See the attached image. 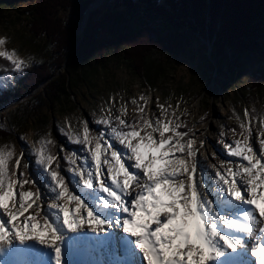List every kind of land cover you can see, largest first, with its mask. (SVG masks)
<instances>
[{"label":"snow or ice","instance_id":"snow-or-ice-1","mask_svg":"<svg viewBox=\"0 0 264 264\" xmlns=\"http://www.w3.org/2000/svg\"><path fill=\"white\" fill-rule=\"evenodd\" d=\"M0 57L17 74L26 67L15 51L0 50ZM115 103L100 108L96 134L84 120L82 135H68L79 151L61 157L44 137L22 170L25 152L0 147V257L35 241L54 253V264H68L66 256L79 251L142 257L144 264H264V130L254 140L240 123L239 138L233 128L230 142L217 141L211 156L218 162L209 165L200 155L206 141L171 104L156 98L157 114L143 94L131 101L132 113L114 111Z\"/></svg>","mask_w":264,"mask_h":264},{"label":"rangeland","instance_id":"rangeland-1","mask_svg":"<svg viewBox=\"0 0 264 264\" xmlns=\"http://www.w3.org/2000/svg\"><path fill=\"white\" fill-rule=\"evenodd\" d=\"M27 2L28 0H0V10L3 14V18H0V38L5 39V44L0 46V50L15 51L17 57L25 60L26 65L32 61L40 62L45 56L42 40H37L34 47L28 40L23 12L28 6ZM104 2L105 0L90 11L101 8L100 12H104ZM141 21L155 26L162 23L158 18L154 21L146 18L142 5H139L133 13L132 26L140 24ZM259 23L264 28V12ZM256 42L253 51L239 58L229 57L217 61L207 37L192 29H185L181 49H150L147 52L144 59L152 71L151 79L140 72L136 59L134 61L133 58H128L125 61L116 54H109L105 61L95 62L93 54H90L85 59H78L76 66L67 71L65 94L52 104L41 95L36 100L38 108L35 115L29 118L22 130L0 139V147L13 148L16 153L25 152L22 170L23 164L32 158L29 156L31 146H38L44 137L54 140V151L61 157L64 152L73 149L79 151L82 146L70 143L68 135L76 131L82 135L84 120H88L91 132L96 134L99 128L93 121L99 117L102 106L107 108L108 102L114 98V111L126 106L132 113L136 106L131 101L139 100L142 94L150 98V112L156 107V98H159L160 103L166 106L171 104L176 115L194 129L192 108L200 103V114L203 118L200 126L206 125L208 128V140L200 148L202 158L205 155L209 157L211 143H215L213 151H216L217 141L223 139L230 142L234 137L231 129H236L235 135L239 138V125L242 122L252 128L253 139L256 140L260 137L261 130H264V83L255 87L264 75V31L256 37ZM257 69L262 70L258 75L255 73ZM14 83L10 74H0V97L7 96L5 102H0V107L12 102L8 111H0V118L8 117L16 104L34 94L32 92L18 97L9 96L8 92ZM61 129L64 135L61 134ZM220 133L227 134V139L221 137ZM255 146L258 147V141ZM219 147L222 148L223 145ZM219 155L221 153L217 152L218 157ZM225 158L231 159L228 156ZM217 162L213 158H208L207 161L209 165ZM61 163L65 162L61 160Z\"/></svg>","mask_w":264,"mask_h":264},{"label":"trees","instance_id":"trees-1","mask_svg":"<svg viewBox=\"0 0 264 264\" xmlns=\"http://www.w3.org/2000/svg\"><path fill=\"white\" fill-rule=\"evenodd\" d=\"M91 1L28 0L23 10L28 40L32 47L42 40L45 56L40 62H30L18 74L6 58L0 57V74H10L15 82L8 95L34 93L16 104L8 117L0 118V139L25 127L36 113V100L41 95L52 104L65 94L67 71L90 54L95 62L105 61L109 54L125 61L133 58L140 72L151 79L152 71L144 59L147 52L181 49L185 29L204 34L217 61L253 51L256 37L264 31L259 23L264 0H105L102 8L106 6V10L90 11L78 32ZM139 5L146 18H158L162 23L155 26L141 21L132 26L133 13ZM261 71L257 69L256 75ZM263 79L264 75L255 87L261 86ZM0 98L5 102L7 96Z\"/></svg>","mask_w":264,"mask_h":264},{"label":"bare ground","instance_id":"bare-ground-1","mask_svg":"<svg viewBox=\"0 0 264 264\" xmlns=\"http://www.w3.org/2000/svg\"><path fill=\"white\" fill-rule=\"evenodd\" d=\"M101 0H94L93 4L99 2ZM12 106V102L7 103L5 106L0 107V111H8V109ZM228 108V106L226 105ZM200 103H197L192 108V114H193V120L195 130H197L196 135L198 140H208L206 131L208 130L207 126H200V123L202 122V115L200 114ZM152 112L159 113L158 109L155 107L152 109ZM131 113V111H129ZM262 123H264V120H262ZM227 134L223 137L224 139H227ZM237 138V137H236ZM233 139V138H232ZM231 139V140H232ZM230 140V141H231ZM215 143H211L209 145L210 154L208 158H213L211 156V153L213 151ZM226 155L222 154L219 155V159L228 160L225 158ZM214 160H217V158H213ZM236 159V158H231ZM28 187V186H27ZM31 212V209L29 210ZM28 213H25L27 215ZM23 220V217H21V221ZM90 237L88 236H74L70 237V240H88ZM18 243V242H17ZM129 246H131V241L129 240ZM32 249V250H31ZM31 250V251H30ZM40 252V253H39ZM38 253L40 254L39 260H38ZM48 255V259L44 260L43 256ZM16 255V256H15ZM15 255L5 254L3 257H0V264H14V261L19 258H25L30 261V264H54V261L52 259V256L54 253L49 250L45 249L44 246L38 245L35 241H28L22 248L17 246V252ZM66 259L68 261V264H144V261L142 257H133L131 259H125V260H117L116 257H113L107 252L104 253H98L95 252H88V256L84 260H80L79 262L74 261L72 255H67Z\"/></svg>","mask_w":264,"mask_h":264},{"label":"water","instance_id":"water-1","mask_svg":"<svg viewBox=\"0 0 264 264\" xmlns=\"http://www.w3.org/2000/svg\"><path fill=\"white\" fill-rule=\"evenodd\" d=\"M93 1H94V0H93ZM93 1H91V2L88 4V6L86 7V9H85V12H84L83 17H82V22H81V24H80V27H79V29H78V32L81 31V28L83 27V25H84V23H85V20H86V18H87V16H88L89 11L92 10V9H94V8H96V7H98V6H99L104 0H101V1H99V2H97V3H95V4H93Z\"/></svg>","mask_w":264,"mask_h":264}]
</instances>
